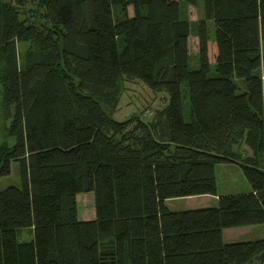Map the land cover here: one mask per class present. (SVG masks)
<instances>
[{"label":"trees","instance_id":"trees-1","mask_svg":"<svg viewBox=\"0 0 264 264\" xmlns=\"http://www.w3.org/2000/svg\"><path fill=\"white\" fill-rule=\"evenodd\" d=\"M182 1L200 0H30L22 19L25 0H0V105L14 140L0 143V177L12 162L21 177L0 192V264L264 263V238L223 236L264 226V0H202L214 40L203 20L192 34ZM19 42H30L22 62ZM122 80L166 92L168 105L149 122L117 121ZM242 140L256 155L240 162L252 192L169 209L218 196L215 166L236 162ZM89 192L96 217L81 221L76 196Z\"/></svg>","mask_w":264,"mask_h":264},{"label":"rangeland","instance_id":"rangeland-1","mask_svg":"<svg viewBox=\"0 0 264 264\" xmlns=\"http://www.w3.org/2000/svg\"><path fill=\"white\" fill-rule=\"evenodd\" d=\"M13 6H16V0H11ZM25 8L20 9V17L26 19L31 13L27 12L28 9L34 7L31 5L30 0H25ZM182 17L186 20H190V29L192 34H196L200 21H205L209 37L211 40L215 39V21L205 19V9L203 1H199L197 8L187 7L184 1L181 2ZM130 14H133L131 8L129 9ZM115 13H120L118 9L115 8ZM30 42H19L18 51H19V61L22 62L24 56L28 52ZM123 37H120L118 40L119 50L122 49ZM264 52V47H263ZM191 69L198 70L200 69V60L199 56L191 51L190 64ZM211 71L209 73L210 77L217 76V71L215 65H211ZM235 83L239 84L240 91H244L243 87L244 81L239 78L234 79ZM122 95L119 101V105L113 114L115 119L119 122L130 119L131 117L138 115L140 118L149 122L155 116V112L158 109H161L168 105V94L166 92H154L149 87L140 80H122L121 83ZM182 90H184V101L186 108L188 106L187 98V87L186 84H183ZM1 103V102H0ZM6 114L0 105V143L8 142L13 144V138L9 137L7 129L10 124V119H6ZM236 155H234V160L236 162H231L228 164H217L216 168V180H217V191L218 196L214 195H195L188 196L184 198H172L168 200L166 204L170 208L184 209L188 206L202 205L201 207L207 206H218L219 196H229V194H241L249 193L251 191V186L244 175L243 168L240 166V162L244 163L246 159L255 157L254 149L245 143L244 140L239 142V145L234 148ZM262 166L264 167V155L262 157ZM20 167L16 162L11 163V173L7 176L0 177V192L9 186H21V177L19 176ZM77 209H78V218L79 220L92 221L96 217V208H95V196L94 192L81 193L77 196ZM253 227V226H249ZM248 226H242L241 228H231L226 229V231L231 232L233 230H240L239 232H231L226 234L227 240L231 238H248L258 234V238H264V233L262 230H252L245 229ZM22 239H30L32 234L29 231L21 233ZM263 234V235H262ZM257 238V237H256ZM258 264V263H257ZM264 264V263H262Z\"/></svg>","mask_w":264,"mask_h":264},{"label":"crops","instance_id":"crops-1","mask_svg":"<svg viewBox=\"0 0 264 264\" xmlns=\"http://www.w3.org/2000/svg\"><path fill=\"white\" fill-rule=\"evenodd\" d=\"M250 192H252V190L250 191ZM170 200H172V199H170ZM168 200H166V202H167ZM166 202H165V204H166ZM167 205V204H166ZM168 206V205H167ZM202 205H196V206H188V207H186V208H184V209H177V208H170L169 206V209L170 210H174V211H184V210H188V209H196V208H207V207H201ZM245 229H247V230H249V229H252V230H254V229H256V230H262V232L264 233V226H254V227H249L248 226V228H245ZM239 231H241V229L240 230H233V231H231V232H239ZM231 232H228V231H226V230H224L223 231V236H224V238H225V241H226V243H232V242H237V241H243V240H253L254 238H258V235H259V233L258 234H254V236H251V237H248V238H241V237H239V238H231V240L230 239H228L227 240V236H226V234H228V233H231ZM263 235V234H262ZM261 238V237H260Z\"/></svg>","mask_w":264,"mask_h":264}]
</instances>
